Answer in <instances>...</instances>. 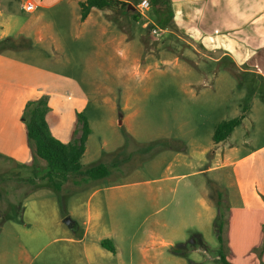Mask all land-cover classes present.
Here are the masks:
<instances>
[{"label":"rangeland","instance_id":"obj_1","mask_svg":"<svg viewBox=\"0 0 264 264\" xmlns=\"http://www.w3.org/2000/svg\"><path fill=\"white\" fill-rule=\"evenodd\" d=\"M149 1L146 19L129 9L104 16L121 31L133 25V38L140 42L132 46L138 60L129 69L137 79L120 61H110L108 28L104 35L93 25L78 27L77 11L50 16L63 44L46 47L47 63H31L38 72L31 83L43 85L46 98L80 101L91 129L84 170L103 164L110 175L80 185L73 183L78 176H52L56 188L41 168L16 172L0 160V264H223L220 257L230 264H264V235L260 242L235 232L227 238L224 187L214 186L207 174L188 176L165 190L161 182L166 168L177 162L180 173L207 169L201 153L207 159L229 144L215 146V128L244 109L247 116L232 142L247 151L264 145V85L238 80L224 69L229 63L191 57V47L174 40L169 30L152 35L150 24L163 27L157 16L163 2ZM221 71L229 76L210 78ZM183 160L190 163L187 170ZM37 164L45 166L39 159ZM211 202L220 203L225 215L224 248L216 232L219 207L211 211Z\"/></svg>","mask_w":264,"mask_h":264},{"label":"crops","instance_id":"obj_2","mask_svg":"<svg viewBox=\"0 0 264 264\" xmlns=\"http://www.w3.org/2000/svg\"><path fill=\"white\" fill-rule=\"evenodd\" d=\"M32 1L35 11L27 13L22 8L21 0H0V40L11 37L27 41L26 47L22 49L0 53V160L8 161L16 172L33 170L32 152L28 146L22 116L28 102L44 97L43 85L31 83L38 76L31 63H47L49 49L46 47H60L63 44L59 35L53 32L50 16L77 11L75 21L78 27L93 25L97 31L102 29L104 35L105 27L108 28L110 37L106 43L114 48L110 61L115 64L120 61L125 65L123 71L128 72L133 79L136 77L134 78L132 69L129 68L138 59L132 58V46L140 42V39L133 38V25H130L128 31H121L117 26H112V22L106 21L104 16L111 15V10L92 9L82 20L78 3L83 0ZM119 1L132 5L135 11V6L141 0L136 5L130 0ZM162 2L157 5L159 24L163 23V27L159 28L169 30L174 40L191 47V57H199L200 62L204 61L206 64L229 63L230 66L224 69H229L238 80H261L259 84L264 85V0ZM122 11L118 13L124 15L125 12ZM41 71L39 76L45 79L47 73ZM146 75L147 72L141 73L138 80L143 81ZM224 76L228 77L229 74L226 71L214 72L210 78L219 80ZM47 101L46 120L51 135L65 144L76 139L80 129L77 119L81 110L80 101L66 103L51 97ZM246 116L245 113V118ZM235 131L236 128L226 140L215 144L218 147L229 142L221 153L214 151L207 159L206 152L201 153L202 159L209 162L207 169L180 173L181 163L177 162L173 167L166 168L161 182L165 190L188 176L207 174L214 186L224 187V198L229 206L227 238L235 232L242 238L251 237L260 242L264 235V145L250 151L244 150L241 143L232 142ZM71 134L74 135L70 140ZM90 136L91 133L82 160L90 153L87 146ZM181 162L187 170L190 163L187 160ZM216 204L211 202L209 209L215 211Z\"/></svg>","mask_w":264,"mask_h":264},{"label":"trees","instance_id":"obj_3","mask_svg":"<svg viewBox=\"0 0 264 264\" xmlns=\"http://www.w3.org/2000/svg\"><path fill=\"white\" fill-rule=\"evenodd\" d=\"M155 1V0H153ZM81 10V19H85L92 9L97 10H118L129 9L134 11V7L119 0H83L78 3ZM134 19L138 18L133 15ZM23 38H5L0 40V53L7 50L22 49ZM246 109L233 119L220 123L214 131L212 140L215 144L226 140L232 131L240 126L242 120L245 118ZM48 114L47 98L41 97L37 100L30 101L26 104L23 112V121L26 125V134L28 146L32 152V167L36 173L41 168L43 170V178L48 180L57 188L59 187L53 180L52 176L67 178L69 175L78 176L80 180H74V185L80 183L102 179L110 175V170L106 165L98 164L84 170L82 165V158L86 149V142L91 133L89 123L82 113L77 114V119L80 124L79 136L69 143H62L55 139L49 130L46 116ZM37 159L42 160L45 166L37 164ZM37 167L39 169H37ZM218 205L219 224L216 226L217 240L224 248V239L222 236L223 222L225 223V215L221 211V204ZM102 247L108 248L109 251L114 252L115 249L107 240L100 242ZM204 248V247H203ZM264 248V247H263ZM223 264H230L224 258L220 257Z\"/></svg>","mask_w":264,"mask_h":264},{"label":"built area","instance_id":"obj_4","mask_svg":"<svg viewBox=\"0 0 264 264\" xmlns=\"http://www.w3.org/2000/svg\"><path fill=\"white\" fill-rule=\"evenodd\" d=\"M22 1V8L27 13H32L35 11V4L32 0H21ZM150 1L149 0H141L135 6V12L138 13L141 17L147 18V12L150 9ZM149 24V23H148ZM150 33L159 35L160 33H164L166 29L159 28L155 24H150Z\"/></svg>","mask_w":264,"mask_h":264},{"label":"water","instance_id":"obj_5","mask_svg":"<svg viewBox=\"0 0 264 264\" xmlns=\"http://www.w3.org/2000/svg\"><path fill=\"white\" fill-rule=\"evenodd\" d=\"M64 223H66L67 225L70 226V218H69V217H66V218L64 219Z\"/></svg>","mask_w":264,"mask_h":264}]
</instances>
